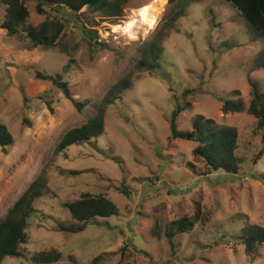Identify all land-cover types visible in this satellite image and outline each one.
Returning <instances> with one entry per match:
<instances>
[{"label": "rangeland", "instance_id": "rangeland-1", "mask_svg": "<svg viewBox=\"0 0 264 264\" xmlns=\"http://www.w3.org/2000/svg\"><path fill=\"white\" fill-rule=\"evenodd\" d=\"M119 2L124 21L103 20L87 7L61 15L40 4L39 13L37 1L26 0L27 25L63 24L52 49H33L22 34L1 28L6 5L0 1V124L13 137L12 145L0 148V219L37 176L46 180L33 202L22 256L5 257L1 264H33L34 253L52 248L62 253L53 264H72L70 256L89 264L99 254L107 264L120 258L129 264H264V243L249 253L243 243L245 229L264 227V130L246 112L252 86L264 92V33L250 29L227 0L191 3L170 28L176 7L168 0ZM149 3L160 7L153 26L118 29L108 49L90 39L92 26L124 25ZM158 36L159 64L137 68L140 48ZM33 68L60 73L72 97L86 102L83 109L77 111L50 81L37 79ZM126 76L132 85L106 106L103 133L56 152L61 135L92 117ZM225 97L243 110L223 113ZM178 103L190 105L177 118L180 130H190L198 115L236 128V174H207L204 163L193 159L195 142L168 138ZM84 192L111 199L117 213L90 219L80 232L61 230L79 224L64 203ZM194 214L197 223L176 233L171 246L166 236L171 221Z\"/></svg>", "mask_w": 264, "mask_h": 264}, {"label": "trees", "instance_id": "trees-1", "mask_svg": "<svg viewBox=\"0 0 264 264\" xmlns=\"http://www.w3.org/2000/svg\"><path fill=\"white\" fill-rule=\"evenodd\" d=\"M6 5V12L1 28L5 29L8 34L17 36L23 35L32 43L33 49L39 47L52 49L56 44L57 39L63 29L61 22L46 20L39 26L27 25L26 19L29 11L25 5L26 0H0ZM36 9L42 13L41 5H48L54 11L60 12L63 7L67 11L80 13L83 7L91 8L97 13H100L103 20H120L123 15V2L119 0H36ZM199 0H168L174 4L176 10L169 17L170 28L173 22L179 16L183 15L186 7L191 3ZM240 12L241 17L245 20L246 25L256 31L264 33V0H227ZM60 5L61 9H56L55 6ZM90 39L96 38V31L89 29ZM93 30V31H92ZM160 37H154L147 47L140 48L141 58L137 63V68H154L153 64H159V53L161 48L156 46L159 43ZM103 49H108L106 43H102ZM34 76L39 80H47L53 83L63 95L70 100L73 107L77 111H81L85 105V101H77L74 99L68 88V84L63 80L62 75L44 73L38 69H34ZM129 76V75H128ZM126 76L119 80L106 93L94 115L88 118L79 127H74L64 132L57 145L56 152H62L69 146L81 143L92 142L93 139L103 133L105 110L108 104H112L116 98H119L121 92L132 85L130 78ZM188 91H185V95ZM188 103L183 105L176 104L171 112L168 138L184 139L195 142L196 146L192 149L193 159L198 162H203L208 173L217 170H223L228 174H236L238 172L239 159L236 155L237 149V130L233 126L215 124L211 119H204L198 115L192 121L190 130H180L177 128V118L179 114L190 107ZM51 109V108H50ZM221 110L223 113H237L243 110L241 103L234 99L225 97L221 100ZM246 112L252 115L257 127L264 130V92L260 91L255 85L252 86L251 99L246 108ZM264 136V135H263ZM13 144V137L9 133L5 125L0 124V148L4 151L5 147ZM193 168V164H188ZM79 170H71V174H78ZM46 187V180L42 176H37L27 187V189L19 196V198L8 209L3 218L0 219V264L5 257L22 256L21 247L28 241V219L35 212L33 202L36 198L42 195L43 189ZM125 195L128 191L124 188L120 189ZM64 205L68 208L71 217L79 224L70 225L67 227L61 226V230L76 233L82 231L86 227V222L96 217H109L117 213V207L102 194H91L84 192L79 198L65 202ZM196 214V213H195ZM193 215L191 219L186 217L171 221V228L166 231V236L169 239L171 246L172 238L176 233L184 232V229H189L197 223L198 217ZM245 250L249 253L255 246L264 243V227L250 226L245 229L243 236ZM127 244L120 248L123 255ZM142 254L149 256L147 252L141 251ZM62 253L54 248L48 250H40L34 253L31 257L33 264H53L60 261ZM72 264H78L73 256H70ZM101 255L92 258L89 264H107L100 263ZM115 264H129L124 262L122 258Z\"/></svg>", "mask_w": 264, "mask_h": 264}, {"label": "bare ground", "instance_id": "bare-ground-1", "mask_svg": "<svg viewBox=\"0 0 264 264\" xmlns=\"http://www.w3.org/2000/svg\"><path fill=\"white\" fill-rule=\"evenodd\" d=\"M158 3H149L141 8L134 10V12L128 17V19L124 22V25H117L115 29L118 31L122 30L123 32H131L132 29L139 23H146V25L153 26L156 22V17L160 10V7L157 6ZM134 31V30H133ZM132 34L130 33V36ZM132 38L135 36L132 35Z\"/></svg>", "mask_w": 264, "mask_h": 264}, {"label": "built area", "instance_id": "built-area-1", "mask_svg": "<svg viewBox=\"0 0 264 264\" xmlns=\"http://www.w3.org/2000/svg\"><path fill=\"white\" fill-rule=\"evenodd\" d=\"M120 21H124V20H120ZM119 24L120 23L118 22L111 23L110 21H103L98 25L92 26V29L96 31L95 39L97 40V42L107 43L109 41V37L113 36L117 32L115 27Z\"/></svg>", "mask_w": 264, "mask_h": 264}, {"label": "water", "instance_id": "water-1", "mask_svg": "<svg viewBox=\"0 0 264 264\" xmlns=\"http://www.w3.org/2000/svg\"><path fill=\"white\" fill-rule=\"evenodd\" d=\"M55 8L58 10L60 9V5H56ZM67 12V8L63 7L61 10V15H64Z\"/></svg>", "mask_w": 264, "mask_h": 264}]
</instances>
